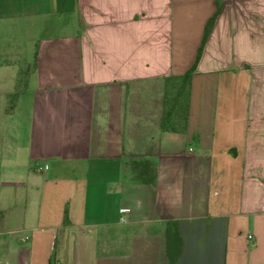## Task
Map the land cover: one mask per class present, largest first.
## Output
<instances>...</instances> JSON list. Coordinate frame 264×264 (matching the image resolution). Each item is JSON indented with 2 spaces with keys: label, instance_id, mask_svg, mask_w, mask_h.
<instances>
[{
  "label": "crops",
  "instance_id": "obj_1",
  "mask_svg": "<svg viewBox=\"0 0 264 264\" xmlns=\"http://www.w3.org/2000/svg\"><path fill=\"white\" fill-rule=\"evenodd\" d=\"M216 2L0 0V264H264V0Z\"/></svg>",
  "mask_w": 264,
  "mask_h": 264
},
{
  "label": "trees",
  "instance_id": "obj_2",
  "mask_svg": "<svg viewBox=\"0 0 264 264\" xmlns=\"http://www.w3.org/2000/svg\"><path fill=\"white\" fill-rule=\"evenodd\" d=\"M216 3L218 7V0ZM211 23L212 18L209 19L205 26L203 39L205 34L208 32ZM192 68L193 66L180 75H170L164 79V93L161 115L162 130L171 132H183L186 130L189 103V85ZM144 168H147L145 163ZM170 264H176L174 255L170 256Z\"/></svg>",
  "mask_w": 264,
  "mask_h": 264
},
{
  "label": "built area",
  "instance_id": "obj_3",
  "mask_svg": "<svg viewBox=\"0 0 264 264\" xmlns=\"http://www.w3.org/2000/svg\"><path fill=\"white\" fill-rule=\"evenodd\" d=\"M120 212H123V210H120ZM252 236L251 235H247V239L251 240Z\"/></svg>",
  "mask_w": 264,
  "mask_h": 264
}]
</instances>
